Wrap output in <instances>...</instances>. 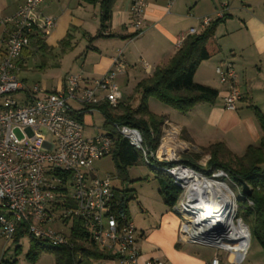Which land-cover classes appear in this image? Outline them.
Instances as JSON below:
<instances>
[{
    "label": "built area",
    "instance_id": "1",
    "mask_svg": "<svg viewBox=\"0 0 264 264\" xmlns=\"http://www.w3.org/2000/svg\"><path fill=\"white\" fill-rule=\"evenodd\" d=\"M45 1L22 0L7 20L11 28L1 42L0 236L12 241L23 227L36 240L51 246H68V235L57 232L51 225H67L79 219L96 247L113 256L111 261L139 264L136 228L129 214L114 204V176L96 178L91 170L94 161L111 156L113 138L106 133L83 137V125L73 117L80 112L90 115L94 111L90 108L101 103L111 108L118 106L121 94L117 78L127 70L123 51H116L109 70L99 79L88 81L79 73L67 75L61 89L48 91L40 84L27 86L18 78L16 61L35 30L47 35L55 26L54 19L39 13ZM222 6L226 8L225 4ZM145 10L146 0H130L129 25L135 37L143 33ZM222 18L223 13L218 12L214 19L204 17L200 23L204 28ZM193 34L196 31L190 29L179 37L175 50ZM140 64L145 71L149 69L143 60ZM215 73L226 86L223 108L235 111L241 92L232 64L223 61ZM71 103L80 109H74ZM164 124L169 125L167 121ZM111 127L141 155L148 167L168 175L180 189L172 209L180 218L182 241L213 249L216 254L207 264H242L251 237L248 226L237 216L236 197L224 181L228 173L217 169L206 177L176 164V152L167 151L173 143L167 130H163L164 137L153 153L144 145L138 129L116 122ZM189 177H200L212 184L216 194L212 192L208 205L216 209L211 219L199 221L203 212L187 204ZM242 198L246 206L252 207L251 201ZM145 264L162 263L152 259Z\"/></svg>",
    "mask_w": 264,
    "mask_h": 264
},
{
    "label": "crops",
    "instance_id": "2",
    "mask_svg": "<svg viewBox=\"0 0 264 264\" xmlns=\"http://www.w3.org/2000/svg\"><path fill=\"white\" fill-rule=\"evenodd\" d=\"M21 2L22 0H0V59L1 42L11 28L7 20L13 16ZM129 2L130 0H116L109 28L103 37L93 40L99 29L98 4L89 5L80 0H46L39 7V13L54 19L55 26L45 35L42 43L44 48L27 47L22 51L16 61L18 74L21 69H27L29 58L40 55L43 59L54 60L51 66L57 68L55 77L50 81L47 80V73H42L39 81L33 84H40L48 91L57 90L63 87L67 75L79 74L71 73L78 68L80 74L88 81L99 79L109 70L116 51L122 50L127 70L117 78V81L119 79L128 84L133 80L136 83L149 76L145 72H152L156 67L167 63L176 52L175 43L179 37L187 34L190 29H194L196 33L201 32L203 30L201 19L213 14L216 17L217 8L223 4L222 2H226L228 6L236 4L233 0H146L143 33L138 37L130 38L133 29L129 25ZM239 3L242 4L241 7L248 9L233 7L228 8L226 14L223 13V18L215 30L220 51L203 61L194 74L196 83L217 91L216 99L213 103L197 104L185 114L173 109L167 110L166 117H163V121L169 124L164 130H167L173 142L171 154L175 151L177 156L182 154L183 157H187L189 148L197 149L195 147L197 144L202 151L210 145L221 143L234 156L239 157L249 146L259 144L262 133L253 111L257 109L264 114V0H242V3L241 1ZM228 6L226 5V8ZM96 8H98L97 14H95ZM90 22H95L97 26L92 27ZM234 22L237 27L235 30L220 31V27H226ZM234 32H236L235 36H231ZM79 36L80 40H78ZM227 37L232 38L229 43L227 42L229 46L225 47L223 41ZM66 39H68L67 43ZM83 39H87L88 43L82 42ZM140 60L149 66L147 71L140 64ZM79 61L81 64H78L77 68ZM223 61L232 64L241 92V99L235 111H227L223 108L226 86L220 83L215 73L216 67ZM66 63L72 64L68 73L62 72V67ZM142 74L143 76L140 77ZM19 80L29 86L26 79ZM121 99L122 94L120 103L127 101ZM74 109L79 110L80 107ZM102 133H105L104 130ZM167 140L165 138V141ZM169 209L170 212H174L172 208ZM170 212L165 210L159 220L158 228L153 230L143 225L136 226L128 210L137 231L139 264H145L152 259H157L162 264H207L216 254L215 251L183 242L180 236V218L175 212L177 218ZM20 242L21 240L17 245ZM41 259L43 256L40 255L35 264H39ZM245 261L246 258L242 264H245ZM0 264L7 262L0 261ZM52 264H55L54 257Z\"/></svg>",
    "mask_w": 264,
    "mask_h": 264
},
{
    "label": "trees",
    "instance_id": "3",
    "mask_svg": "<svg viewBox=\"0 0 264 264\" xmlns=\"http://www.w3.org/2000/svg\"><path fill=\"white\" fill-rule=\"evenodd\" d=\"M80 1L89 5H99V29L94 38L103 37L109 28L112 9L116 0ZM221 20H214L201 32L188 35L166 64L156 67L149 73V76L137 82L135 92L139 95V102L135 107L131 105V101H126L119 103L116 108H111L105 103L90 108L103 116V130L113 138L111 158L118 177L125 178L127 168L138 164L142 157L129 146L127 141L116 135L111 127L112 123L116 122L138 129L143 137L144 145L155 153L160 144L164 118L151 113L148 107L150 99H155L160 104L181 114L188 113L197 104L213 103L216 99L217 91L196 83L194 74L203 61L219 53L220 48L215 38V30ZM44 37V34L35 30L29 37L28 47L44 48L42 44ZM129 37L134 38L135 35L132 34ZM253 113L262 133L258 146H249L245 153L239 157L234 156L221 143L210 145L202 149V152L209 156L207 168L211 170L222 169L231 178L239 179L248 186V193L241 195L252 202V207L245 206L244 210H240L239 216L243 221L248 216H253L252 228L249 230L251 241L257 242L264 250V170L260 168L264 164V114L257 109H254ZM86 115L87 113L80 112L74 114L73 117L80 124H83V117ZM189 163L185 162L190 167L197 168ZM154 173L164 205L172 208L178 200L180 189L174 185L168 175L159 170ZM113 192L115 207L128 213L127 192L119 194L115 189ZM242 200L244 199L242 198ZM243 202L245 203V200ZM68 225H70L68 246H51L34 239L23 227L19 228L13 239L14 244H16L15 254L20 253V246L17 245L19 241L27 237L29 248L25 258L30 264H35L42 253L51 254L55 264H94V262L113 260L112 255L97 248L89 239V235L83 229L79 219H73Z\"/></svg>",
    "mask_w": 264,
    "mask_h": 264
},
{
    "label": "rangeland",
    "instance_id": "4",
    "mask_svg": "<svg viewBox=\"0 0 264 264\" xmlns=\"http://www.w3.org/2000/svg\"><path fill=\"white\" fill-rule=\"evenodd\" d=\"M236 2V4H233L232 6H228L226 2H222L223 4L227 5V8H223L222 5H219L217 8L218 10L216 12H222L226 14L228 8L237 7L238 9H248L241 7L239 1L242 0H233ZM246 5L247 4H243ZM98 8L95 9V14H97ZM215 12V13H216ZM189 15V14H188ZM212 19L215 18V14L211 16H207ZM92 24V27H96L95 22H90ZM236 23L229 24L226 27H220V31L223 32L227 29V31H233L235 30ZM235 36L236 32L233 33ZM77 36V35H76ZM232 37H227L223 43H225V47L229 46L228 43L230 42ZM97 38H94L95 40ZM78 40H80V36L78 37ZM68 42V39L65 41ZM82 42H87V39H83ZM228 42V43H227ZM222 43V42H221ZM63 48V47H62ZM227 51H225L226 53ZM27 63V69H21V71L18 74V78H24L26 79V82L29 86H31L33 83H36L39 81L40 76L42 73H47V80H52L55 75L57 74L56 70L57 68L53 65L52 62H55L54 60L50 61L47 58L43 59L40 55L35 56L34 58H29ZM78 64H81L80 61L77 63V68L79 67ZM44 65V66H43ZM162 65V64H161ZM71 65L65 64L63 65V71L67 72L69 69H71ZM68 73V72H67ZM71 73H81L80 68H78L75 71H71ZM146 74H149L150 71L145 72ZM140 75V77H142ZM137 82L135 83L133 80L128 82L126 84L122 81H117V85L119 88L120 93L122 94V101L127 100V102L131 101V105L135 107V105L139 102V95L137 92H135V86ZM17 99V97H15ZM150 104H148L149 110L151 113L156 114L160 112L161 117H166V111L172 110L167 106H164L157 102L155 99H150ZM71 106L78 107L76 104H71ZM160 109H163L162 111H159ZM159 111V112H157ZM264 113V112H263ZM156 114V115H158ZM158 115V116H160ZM103 116L97 112L93 111L92 114L86 115L83 120V137H94L97 132L102 133L103 132ZM167 127V125L162 124L161 127V138L164 137L163 130ZM46 136H48L46 133H44ZM197 149L189 148V152L187 154V157H183L182 154L180 156H177L178 163L183 166L189 165L185 164V162H190L189 164H192L196 166L197 168H193L192 166L190 168L194 169V171H197L199 174L204 175L206 177H209V175L213 174L215 170H211L207 168L206 164L209 160V156L207 154H203L202 151H200L199 144L195 145ZM195 152V153H194ZM197 152V153H196ZM178 153V151H177ZM177 155V154H176ZM175 164V163H174ZM262 170H264V164L260 166ZM91 170L93 173V176L96 178H103L106 174H110L114 176V180L112 181L113 189H115L119 194H122V192H127V208L130 212V215L132 217L133 222L136 226L139 227V225H143L145 227L152 228L153 230L158 228L159 220L161 219V216H163L165 210L170 212V209L167 208L161 198V195L158 191V185L155 180V171L152 170L150 167H148L143 159L140 160V162L134 166L128 167L126 170L125 178L118 177L117 171L114 165V162L111 158V156H107L104 158H101L99 160H96L93 162L91 166ZM227 173V172H226ZM227 187L232 190L234 193L237 202L236 209H237V216H239L240 210H244V207L247 205L246 202L244 203L242 200V186L239 185L237 182L234 181L233 178L228 174V178L224 180ZM244 194V193H243ZM173 214L175 218H177V215L174 212H170ZM241 218V217H240ZM242 219V218H241ZM243 221V220H242ZM245 224L248 226L249 230L252 228L253 224V216L250 215L247 217L246 220H244ZM53 229L60 231L61 233L68 234L70 225L62 226L60 224H54L52 225ZM20 246V253L18 255L15 254V247L16 245L13 243V241H6L0 236V261L12 263V264H30L27 262L25 258V254L28 251L29 248V240L27 237L23 238L19 244ZM41 256H43V259H41L39 264H52L53 257L49 253H42ZM42 258V257H41ZM246 261L245 264H254V263H264V250L261 249V247L258 245L257 242L251 241L250 247L246 253ZM48 261V262H47ZM94 264H117L114 261H99L94 262Z\"/></svg>",
    "mask_w": 264,
    "mask_h": 264
},
{
    "label": "bare ground",
    "instance_id": "5",
    "mask_svg": "<svg viewBox=\"0 0 264 264\" xmlns=\"http://www.w3.org/2000/svg\"><path fill=\"white\" fill-rule=\"evenodd\" d=\"M169 154L170 149L167 150ZM173 153V152H172ZM189 177L188 181V195H187V204H190V208L193 210H201L203 213L199 218V221H203L204 219H211L212 218V211L216 209L215 207H211L208 205L211 196L215 195L216 192L213 190L212 184L208 181L200 177ZM213 192V195H212ZM215 192V193H214ZM220 196V195H219ZM218 196V197H219ZM221 197V196H220ZM193 202V203H190Z\"/></svg>",
    "mask_w": 264,
    "mask_h": 264
},
{
    "label": "water",
    "instance_id": "6",
    "mask_svg": "<svg viewBox=\"0 0 264 264\" xmlns=\"http://www.w3.org/2000/svg\"><path fill=\"white\" fill-rule=\"evenodd\" d=\"M234 181L237 182V183H239L242 186V192L243 193H248L249 188H248V186L244 182H242L239 179H235V178H234Z\"/></svg>",
    "mask_w": 264,
    "mask_h": 264
}]
</instances>
